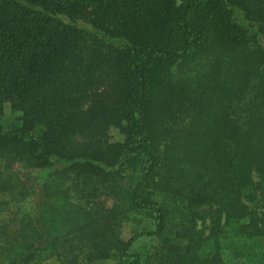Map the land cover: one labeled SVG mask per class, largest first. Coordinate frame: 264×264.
Segmentation results:
<instances>
[{"label": "trees", "instance_id": "16d2710c", "mask_svg": "<svg viewBox=\"0 0 264 264\" xmlns=\"http://www.w3.org/2000/svg\"><path fill=\"white\" fill-rule=\"evenodd\" d=\"M51 260L264 264V0H0V264Z\"/></svg>", "mask_w": 264, "mask_h": 264}, {"label": "rangeland", "instance_id": "374dc122", "mask_svg": "<svg viewBox=\"0 0 264 264\" xmlns=\"http://www.w3.org/2000/svg\"><path fill=\"white\" fill-rule=\"evenodd\" d=\"M111 134H112V138L113 139H115L116 137H117V135H116V132H111ZM135 228V226L133 225V224H126L125 226H124V237L125 238H129V236H130V234H131V232H132V230H135L134 229ZM147 245H150V244H147ZM146 245V247H149V246H147ZM151 245H154V244H151ZM147 250H148V252L150 253V254H152V251H154L153 249H151L150 247L149 248H147ZM47 264H59L57 261H48L47 262Z\"/></svg>", "mask_w": 264, "mask_h": 264}]
</instances>
